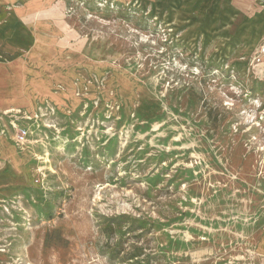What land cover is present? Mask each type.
<instances>
[{
	"label": "rangeland",
	"instance_id": "rangeland-1",
	"mask_svg": "<svg viewBox=\"0 0 264 264\" xmlns=\"http://www.w3.org/2000/svg\"><path fill=\"white\" fill-rule=\"evenodd\" d=\"M24 7L0 16V264H264V0Z\"/></svg>",
	"mask_w": 264,
	"mask_h": 264
},
{
	"label": "crops",
	"instance_id": "crops-1",
	"mask_svg": "<svg viewBox=\"0 0 264 264\" xmlns=\"http://www.w3.org/2000/svg\"><path fill=\"white\" fill-rule=\"evenodd\" d=\"M27 1L28 0H0V16H27V10L24 7ZM3 25L4 24L0 26ZM261 248L264 249V244L261 246Z\"/></svg>",
	"mask_w": 264,
	"mask_h": 264
},
{
	"label": "built area",
	"instance_id": "built-area-1",
	"mask_svg": "<svg viewBox=\"0 0 264 264\" xmlns=\"http://www.w3.org/2000/svg\"><path fill=\"white\" fill-rule=\"evenodd\" d=\"M264 57V43L260 46V49H259V52H258V60L257 61H260L262 60Z\"/></svg>",
	"mask_w": 264,
	"mask_h": 264
}]
</instances>
